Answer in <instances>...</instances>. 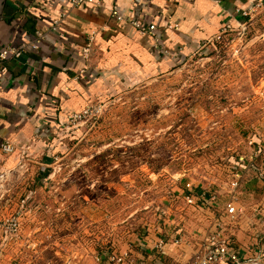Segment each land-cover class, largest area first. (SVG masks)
Masks as SVG:
<instances>
[{
  "label": "rangeland",
  "instance_id": "rangeland-1",
  "mask_svg": "<svg viewBox=\"0 0 264 264\" xmlns=\"http://www.w3.org/2000/svg\"><path fill=\"white\" fill-rule=\"evenodd\" d=\"M122 61L100 67L81 108L54 115L45 144L1 166L0 264H183L152 248L182 237L167 251L191 254L205 236L212 217L187 189L218 209L240 172L241 200L264 205L249 166L264 134V7L179 62ZM246 220L261 246L264 214ZM244 225L225 233L254 253Z\"/></svg>",
  "mask_w": 264,
  "mask_h": 264
},
{
  "label": "crops",
  "instance_id": "crops-1",
  "mask_svg": "<svg viewBox=\"0 0 264 264\" xmlns=\"http://www.w3.org/2000/svg\"><path fill=\"white\" fill-rule=\"evenodd\" d=\"M97 1L73 7L69 0H7L6 18L0 22V50L34 40L37 30L44 31L45 36L39 48H28L20 58L7 60L0 71V168L24 161L32 147L45 144L44 136L56 115L84 105V99L93 94L98 83L100 67L123 65L126 62L122 60L131 58L145 65L153 61L156 65L179 62L229 31H224L228 25L246 22L248 16L242 12L252 5L261 3L264 7V0ZM115 6L126 18L157 25L169 54L156 53L152 37L113 18L111 11ZM56 20L60 24L54 30ZM4 139L19 148L10 158L1 150ZM241 199L240 196L245 213L232 225L242 234L246 218L262 216L264 205ZM258 226L256 220L251 227L245 226L256 243L254 252L260 247L257 233L262 229H256ZM234 234L236 240L245 243L241 235L235 231ZM260 238L261 242L264 235ZM192 245L191 254L189 250L182 253L171 249L166 254L172 257L171 261L183 257V264H188L197 248V243ZM156 261L161 263L159 258Z\"/></svg>",
  "mask_w": 264,
  "mask_h": 264
},
{
  "label": "built area",
  "instance_id": "built-area-1",
  "mask_svg": "<svg viewBox=\"0 0 264 264\" xmlns=\"http://www.w3.org/2000/svg\"><path fill=\"white\" fill-rule=\"evenodd\" d=\"M95 2L97 3L98 1L69 0L70 5L73 7ZM259 6L261 7V3H256L243 11L242 14L247 17L255 9L259 8ZM62 16H66V13H63ZM111 16L118 22H128L141 35L152 37L153 48L156 53L165 55L169 54V50H167L163 45L162 36L158 32V27L154 23L145 22L137 18H126L116 6L113 7ZM59 24L60 21L56 20L54 22L53 29L57 30ZM244 24L245 22L241 23V25ZM169 27L172 28L173 25ZM174 27H177V25ZM227 30H232V26L228 25L224 31ZM44 36V31L37 30L36 38L34 40L19 45H7L2 48L0 50V71L7 60L20 58L28 48H39ZM220 37L221 34L216 36L215 39L218 40ZM93 39V36H91L90 41ZM89 49L90 44L86 47L85 52L89 53ZM1 84L2 82L0 78V87ZM251 144L253 145L254 150L251 155L249 166L257 178L264 183V134L260 141L256 142L252 140ZM18 149L19 148L8 139H4L1 143V150L3 154L11 155ZM241 181H243V177L240 172H237L235 180L231 185L232 193L229 199L223 203L221 207H218V209L215 207V203H213L215 196H206V192L204 191L201 194L193 193L191 189H187L184 198L186 204L199 207L206 205V209L212 217L209 229L206 231L205 236L199 239L192 260L188 264H264V242L256 250V252L252 253L250 248H244L242 245L237 243L233 237H229L225 233L227 224L236 223V221H238L245 213L244 206L241 204L240 196L238 195V191L241 187ZM188 186L190 185L188 184ZM215 209L217 210V213L215 212ZM225 219L227 222H225ZM17 222V219H13L11 225L16 228L18 225ZM182 242V237H174L171 242L158 239L152 249L155 250L157 254L166 253L167 247L171 245V243L174 245H180ZM122 257L123 256H121L120 260L124 259Z\"/></svg>",
  "mask_w": 264,
  "mask_h": 264
},
{
  "label": "water",
  "instance_id": "water-1",
  "mask_svg": "<svg viewBox=\"0 0 264 264\" xmlns=\"http://www.w3.org/2000/svg\"><path fill=\"white\" fill-rule=\"evenodd\" d=\"M7 0H0V22L6 18L5 8Z\"/></svg>",
  "mask_w": 264,
  "mask_h": 264
},
{
  "label": "trees",
  "instance_id": "trees-1",
  "mask_svg": "<svg viewBox=\"0 0 264 264\" xmlns=\"http://www.w3.org/2000/svg\"><path fill=\"white\" fill-rule=\"evenodd\" d=\"M202 192H203V190H201V189L197 191L198 194H201ZM206 196H209V195H206Z\"/></svg>",
  "mask_w": 264,
  "mask_h": 264
}]
</instances>
